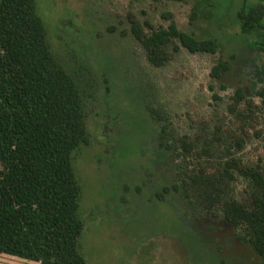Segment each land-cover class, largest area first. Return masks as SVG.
Here are the masks:
<instances>
[{
    "label": "rangeland",
    "instance_id": "rangeland-1",
    "mask_svg": "<svg viewBox=\"0 0 264 264\" xmlns=\"http://www.w3.org/2000/svg\"><path fill=\"white\" fill-rule=\"evenodd\" d=\"M258 1L35 0L51 52L82 94L89 142L72 162L85 264L262 263L240 226L184 188L188 174L215 172L232 157L264 173V107L251 88L264 84V53L244 37L235 68L221 79L210 74L241 44L234 12ZM133 18L145 29L146 21L158 27L174 19L195 35L221 32L223 46L191 52L168 44V58L155 65L130 30ZM236 85L257 103L253 116L229 110ZM185 137L190 151L180 145ZM230 170L224 196L248 198L255 183ZM26 261L0 251V264Z\"/></svg>",
    "mask_w": 264,
    "mask_h": 264
},
{
    "label": "trees",
    "instance_id": "trees-1",
    "mask_svg": "<svg viewBox=\"0 0 264 264\" xmlns=\"http://www.w3.org/2000/svg\"><path fill=\"white\" fill-rule=\"evenodd\" d=\"M233 17L239 25L234 38L241 44H232L227 57L212 65L210 74L217 79L235 68L244 37L264 53V0L243 3ZM146 25L133 18L130 30L155 65L168 58V44L191 52H216L223 46L221 32L195 35L174 19L166 26ZM251 88L264 107V84L251 82ZM255 107L246 88L236 85L229 110L247 117ZM88 142L82 94L51 52L35 0H0V251L28 259L25 264H85L79 244L84 227L81 187L72 158ZM235 142L241 146L242 137ZM180 145L191 150L186 137ZM230 167L255 183L248 198L224 196L226 179L234 177ZM184 182L186 195L195 194L205 206H219L226 220L240 226L242 238L264 264V173L232 157L222 169L190 173Z\"/></svg>",
    "mask_w": 264,
    "mask_h": 264
}]
</instances>
